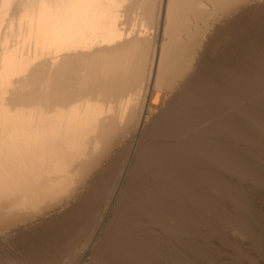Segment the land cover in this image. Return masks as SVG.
Instances as JSON below:
<instances>
[{
	"label": "bare ground",
	"instance_id": "obj_1",
	"mask_svg": "<svg viewBox=\"0 0 264 264\" xmlns=\"http://www.w3.org/2000/svg\"><path fill=\"white\" fill-rule=\"evenodd\" d=\"M258 259L264 0H0V264Z\"/></svg>",
	"mask_w": 264,
	"mask_h": 264
},
{
	"label": "rangeland",
	"instance_id": "obj_2",
	"mask_svg": "<svg viewBox=\"0 0 264 264\" xmlns=\"http://www.w3.org/2000/svg\"><path fill=\"white\" fill-rule=\"evenodd\" d=\"M245 262H246V261H242L241 264H246ZM258 262H259L260 264H264V263H263V262H264L263 260L258 259L257 262H256V264H258Z\"/></svg>",
	"mask_w": 264,
	"mask_h": 264
}]
</instances>
